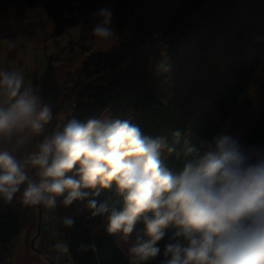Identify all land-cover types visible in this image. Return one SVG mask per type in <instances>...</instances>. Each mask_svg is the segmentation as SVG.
Instances as JSON below:
<instances>
[{
	"label": "clouds",
	"instance_id": "obj_1",
	"mask_svg": "<svg viewBox=\"0 0 264 264\" xmlns=\"http://www.w3.org/2000/svg\"><path fill=\"white\" fill-rule=\"evenodd\" d=\"M92 15V35L113 38V11L101 7ZM4 43L16 48L12 40ZM52 119L51 105L25 87L23 71L0 68V144L9 145L0 149L4 205L16 198L25 206L51 209L58 198L66 208L78 201L92 217L106 218L109 234L129 242V264L157 257L158 242L169 229H175L170 237L175 242L165 245L161 264H264V148H244L228 134L199 147L186 143L184 155L191 158L176 173L161 160L163 149L175 151L166 138L144 136L127 120L85 123L74 117L48 131ZM180 135L174 133L177 142ZM35 137H42L36 150L18 157ZM113 185L122 208L97 199ZM141 222L144 228L131 242ZM62 223L70 229L75 216ZM54 247L69 251L65 243Z\"/></svg>",
	"mask_w": 264,
	"mask_h": 264
},
{
	"label": "trees",
	"instance_id": "obj_2",
	"mask_svg": "<svg viewBox=\"0 0 264 264\" xmlns=\"http://www.w3.org/2000/svg\"><path fill=\"white\" fill-rule=\"evenodd\" d=\"M25 1L31 7L44 2V11L54 24L55 36L91 19L92 13L106 2L113 3L112 6L122 3L92 0L94 10L91 11L93 6H87L83 0ZM162 17L159 15L157 21L152 20L149 24L159 27L155 28L156 33L145 31L147 27L138 28L120 49L92 53L81 66L76 83L79 88L64 98L71 97L65 108L57 109L55 118L57 122V116L68 109L65 120H61L62 126L74 117L85 123L91 119L127 120L138 126L144 136L166 138L169 147L175 151L163 149L161 160L179 173L186 160L191 158L184 155L186 143L199 147L201 141H211L217 136L221 121L233 115L245 89L260 76L252 75L243 67H235L234 81L207 85L213 93V106L206 105L196 114L186 111L184 105L190 98L184 99V95L176 91L178 83L191 64L207 58L221 40L233 36L235 41L245 42L249 35H264V0H187L168 16V22L163 23ZM177 27L182 31H173ZM165 34H168L166 38ZM145 46L146 50L143 49ZM199 75L202 81L211 78L206 68L200 69ZM56 122L52 125L50 122L53 131L62 128L56 126ZM177 131L181 134L179 142L174 136ZM240 144L244 148H264V111ZM61 199L58 198L56 206L59 234L69 248L73 264H129V257L119 246L117 235L106 231L104 216L92 217L91 210L78 201L66 208L60 203ZM97 199L107 200L117 208L123 205L115 185L103 189ZM20 204L15 200L9 205L0 202V264L8 263L15 240L36 209H31L30 213V206L25 209L19 207ZM65 216H75V224L70 229L62 223ZM143 228L144 224L140 230ZM174 231L167 230L158 242L160 254L144 264H161L165 259V245L175 242L170 239ZM91 245L94 248L84 247Z\"/></svg>",
	"mask_w": 264,
	"mask_h": 264
},
{
	"label": "rangeland",
	"instance_id": "obj_3",
	"mask_svg": "<svg viewBox=\"0 0 264 264\" xmlns=\"http://www.w3.org/2000/svg\"><path fill=\"white\" fill-rule=\"evenodd\" d=\"M83 1L87 6H93L92 0ZM186 1L118 0L114 4L122 3L114 6L113 3L106 2L101 7H108L114 13L111 24L114 36L104 41L92 35V27L96 19L93 16L69 28L62 35L55 36L54 24L44 11V2L31 7L25 0H0V68L8 67L24 72L25 87H32L45 103L51 105L52 125L53 121L56 122L57 109L65 108L71 97L67 100L64 98L79 88L76 83L80 78L81 66L92 53L120 49L138 28L147 27L145 31L156 33L155 28L159 27L149 25L152 20L157 21L158 16L161 15L167 16L166 20L162 17L163 23L168 22V16L180 9ZM90 10H94V6ZM189 14L190 12L188 16H191ZM173 31L182 30L177 27ZM167 35L165 34L164 37L166 38ZM263 38L262 34L255 36L253 34L249 35L245 42H237L233 36L221 40L207 58L195 60L187 70L188 73H184L178 83L179 87L176 91H180L184 99L190 98L188 104L184 105L186 111L196 114L206 105L213 106V93L207 86L209 83L224 84L234 81L235 67H243L255 76L259 74L260 78L254 79L252 85L245 89L233 115L226 121H221L218 135H232L241 142L245 133L264 111V63H261L264 55ZM5 40L14 41L16 48H9L4 43ZM146 47L143 49L146 50ZM18 49L24 50L23 56L17 54ZM202 68H206L211 74L208 81L200 79L199 70ZM67 110L57 116L56 126L62 127L61 120H65ZM46 128L48 131H53L50 123ZM40 139L42 137L33 138L15 154L23 157L29 151L36 150ZM6 147L9 145L0 144V149ZM17 196H20V193H17ZM14 200L21 202L16 198ZM40 206L36 205L32 208L30 206V213L31 209L32 211L36 209L32 217L30 216L26 228L15 240L13 253L7 264H73L69 251L61 253L54 247L57 243H63L59 234L56 207L48 209ZM19 207L28 209V206L23 205L22 202ZM142 224V222L137 224L131 242H135ZM117 241L128 255L129 242L123 241L119 235Z\"/></svg>",
	"mask_w": 264,
	"mask_h": 264
},
{
	"label": "built area",
	"instance_id": "obj_4",
	"mask_svg": "<svg viewBox=\"0 0 264 264\" xmlns=\"http://www.w3.org/2000/svg\"><path fill=\"white\" fill-rule=\"evenodd\" d=\"M70 111H72V109H70Z\"/></svg>",
	"mask_w": 264,
	"mask_h": 264
}]
</instances>
